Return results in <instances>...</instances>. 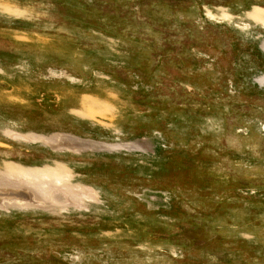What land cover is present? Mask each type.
Masks as SVG:
<instances>
[{
  "label": "rangeland",
  "instance_id": "rangeland-1",
  "mask_svg": "<svg viewBox=\"0 0 264 264\" xmlns=\"http://www.w3.org/2000/svg\"><path fill=\"white\" fill-rule=\"evenodd\" d=\"M0 264H264V0H0Z\"/></svg>",
  "mask_w": 264,
  "mask_h": 264
}]
</instances>
